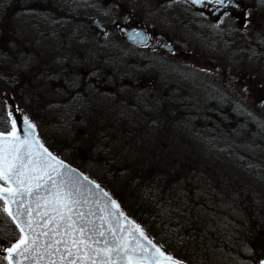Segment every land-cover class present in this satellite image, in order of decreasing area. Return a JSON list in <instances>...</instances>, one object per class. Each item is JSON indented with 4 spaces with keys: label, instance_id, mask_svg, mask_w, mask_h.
<instances>
[{
    "label": "rangeland",
    "instance_id": "374dc122",
    "mask_svg": "<svg viewBox=\"0 0 264 264\" xmlns=\"http://www.w3.org/2000/svg\"><path fill=\"white\" fill-rule=\"evenodd\" d=\"M64 1L24 0L23 3L22 0H0V52L2 48L6 50V78L2 80L0 75V82L7 85V88L14 89V99L31 115L43 138L60 152L78 146L84 157L88 158L94 130L108 125L109 129L106 127V130L113 131H110L112 135L117 136L110 142V149L113 153H119L122 158L132 161L141 159L143 153L152 148L147 147L150 142V145L161 142L169 150H176L180 159L192 157L193 152L195 161L204 168L224 173L241 185L250 186L249 203L254 206L258 225L262 222L264 227V173L258 175L256 171L251 172L243 167L254 164L258 168H264V61H250L249 53L234 54L226 64L227 71L222 72L225 67L221 68L219 64L226 63L225 59L224 63H220V55L223 53L202 48L197 51L200 53L193 54L192 51L190 59L181 61L180 65L184 67L179 70L165 62L167 60L160 52L124 44L119 32L110 26L109 23L112 22L107 18L104 21L110 27L103 36L94 34L87 24L78 27L73 23L72 32L69 33L71 25L66 20V6L62 5ZM96 12L95 9H90L89 15ZM99 39L104 40L105 44L99 45ZM134 57L137 59L130 63L129 60ZM214 64L219 67L215 68ZM196 67L205 76L193 75L192 71ZM60 69L64 73L73 74L80 73L83 69L86 71L85 77L104 76L107 87L114 88V92L90 99L89 105L86 104L88 112L77 116L78 122L74 128L77 136L57 139L49 135V127L52 125L49 111L56 107L59 100L55 75ZM224 73L228 75L227 82L222 79ZM152 78L155 79L152 85H145L140 91L127 83L128 80L147 82ZM209 78L228 85L230 92L222 93L219 89L217 92L225 99L245 105L254 112H262L260 143L239 145L235 143V132H231L227 138H212L208 126L202 129L200 124L208 123V117L199 115L197 111L210 106L212 98L200 97V88L211 90V86L205 83V79ZM166 82L169 83V90L162 98L160 91H163ZM17 83L19 89L16 87ZM212 144L226 154L222 156L218 151L213 152L207 146ZM87 158L81 164L82 171L103 186L113 199H123L115 184L108 183L114 195L106 185H102L106 178L100 165ZM258 159H262L263 164L258 163ZM198 202L204 207L197 216H218V204L213 199L206 197ZM228 218L232 219L221 222L219 216L213 219L225 225L224 231H227L222 240L214 238L206 242L213 254L201 253L197 249L180 250L188 260L182 259L183 257L178 259L190 264L255 263L258 245L254 235L250 236L248 233L244 217L241 213L232 212ZM249 220L252 221L251 218ZM253 230L258 231L256 228ZM260 232L255 234L261 235L264 240V231Z\"/></svg>",
    "mask_w": 264,
    "mask_h": 264
},
{
    "label": "trees",
    "instance_id": "16d2710c",
    "mask_svg": "<svg viewBox=\"0 0 264 264\" xmlns=\"http://www.w3.org/2000/svg\"><path fill=\"white\" fill-rule=\"evenodd\" d=\"M247 43L242 35H235L230 39V46L234 49L235 55L242 54ZM136 59L134 57L129 62ZM55 76L59 100L56 107L49 111L52 123L49 135L57 139L68 138L70 135L77 136L78 133L74 131L78 122L77 116L88 110L86 104L89 105L90 99L97 97L100 88L98 83L91 81L92 76L85 77L77 72L64 73L61 69ZM16 87L19 89V83ZM209 98H212L211 105L202 107L198 112L201 116L208 117L206 120L208 123H201L200 126L202 129L208 126L212 138H227L231 132H235L236 144L251 146L261 142V111L254 112L245 105L225 99L220 94ZM26 113L30 116L28 112ZM106 127L94 130L88 158L84 157L78 146L60 152L43 138L39 130L38 134L55 154L79 169L83 170L81 164L86 162V158L100 165L106 178L105 184L100 183L106 185L108 189L109 184H115L114 186L119 188L124 200H117L116 197L114 199L123 212L134 219L166 251L178 258L188 260L180 250L197 249L201 253L213 254V250L206 242L214 238L218 240L225 238L227 234V231H224L225 225L219 222L232 219L228 217L233 212L242 214L248 233L250 236L254 235L257 241V256L253 264H259L264 259V240L261 235L255 234L264 231V227L262 222L260 224L262 228L258 225L254 206L249 203L250 186L241 185L224 173L204 168L195 161L193 152L192 157L180 159L176 150V152L169 150L161 142L152 145L150 142L147 147L152 148L145 151L144 153H147H143L141 159L132 161L129 158H122L119 153H113L110 149V142L117 136H113L111 133L113 131L106 130ZM207 146L222 156L226 154H223L215 144ZM252 160L256 161L255 158ZM257 162L263 164L262 159H258ZM243 167L251 172L256 171L258 175L264 173V168H258L254 164ZM215 175L218 177L214 178ZM109 191L112 193L110 189ZM206 197L218 204L217 212L221 218L219 222L213 220L215 216L218 217L217 215H211L210 218L197 216L204 207L199 205L198 201L205 200ZM248 218L252 221H248ZM255 228L259 232L254 231Z\"/></svg>",
    "mask_w": 264,
    "mask_h": 264
},
{
    "label": "snow or ice",
    "instance_id": "6c2138e0",
    "mask_svg": "<svg viewBox=\"0 0 264 264\" xmlns=\"http://www.w3.org/2000/svg\"><path fill=\"white\" fill-rule=\"evenodd\" d=\"M191 2L227 6L225 0ZM5 111L0 214L18 230L3 249L6 264H181L129 220L99 184L44 147L27 116L20 128L7 102Z\"/></svg>",
    "mask_w": 264,
    "mask_h": 264
},
{
    "label": "flooded vegetation",
    "instance_id": "af4514ba",
    "mask_svg": "<svg viewBox=\"0 0 264 264\" xmlns=\"http://www.w3.org/2000/svg\"><path fill=\"white\" fill-rule=\"evenodd\" d=\"M22 2L25 3L24 0ZM64 2L62 5L66 6V20L68 21V25H71L68 30L69 33L72 32L73 23L77 24L78 27H83L84 24H87L94 31V34L96 33L101 36L106 34L110 26L116 28L117 31L120 27L129 28L133 31H144L148 36V42L143 46L126 42L121 36L120 31L118 32L124 44L132 48H148L152 52H160V55H163L167 60L165 62L172 64L174 67L179 68V70L184 67L180 64L192 57V51L193 54H198L200 51H197L203 48L210 49L215 53H223L220 55V63H224V59L226 63H224L225 65H219H221V68L222 66L225 67L224 69L222 68V72L227 71L226 64H228V60H232L231 57L234 55V49L230 46V39L235 35H242L245 41L248 42L242 53L251 54L249 56L250 61L263 62L264 0H231V3L225 0L226 7L207 3L204 5H194L188 0H65ZM5 3L7 4L6 1ZM90 9H95L97 12L89 15ZM106 18L112 22L109 23L110 26H107L106 21H104ZM100 25L105 27V32L97 30ZM98 43L99 45L105 44V41L99 39ZM161 44L173 47L166 50L159 46ZM64 45L67 46L68 44ZM5 53V48H2V52H0V75L2 80L6 78H4L6 76ZM214 66L215 68L219 67L215 64ZM192 73L196 77L205 76L201 74L198 67L193 69ZM227 73H224V78H222L225 82L228 80ZM80 74L85 76L86 71L85 74L80 71ZM154 80L153 78L147 82H138V80L132 82L128 80L127 83L134 85L139 89L137 91H140L145 85L151 86ZM91 81L96 84L98 83L100 90L97 95L108 96L114 92V88L107 87L106 77L104 76L92 77ZM121 82L125 83L124 81H119V83ZM205 83L211 86V90H201L200 88V97L204 98L216 95L219 91L222 93L230 92L228 85L220 81H211L209 78V80L205 79ZM6 86L0 82V131L7 130L5 124V102L9 105V97L14 100L17 109L22 110L36 125L31 115L29 116L26 113L27 111L24 109V106H20L16 99H14L12 95L14 89L10 90ZM168 86V82H166L165 87L163 85V91H160L162 98L167 95ZM164 122L166 123V121ZM36 132L38 134L37 125ZM0 204H2V201H0ZM6 219L3 214H0V264H6V261L3 260V256L5 255L3 251L4 247L10 246V243L14 242L18 236V230L15 229V226L10 221L5 223ZM13 233H16V235H13Z\"/></svg>",
    "mask_w": 264,
    "mask_h": 264
},
{
    "label": "water",
    "instance_id": "95a60500",
    "mask_svg": "<svg viewBox=\"0 0 264 264\" xmlns=\"http://www.w3.org/2000/svg\"><path fill=\"white\" fill-rule=\"evenodd\" d=\"M188 1H190L191 2V0H188ZM96 22H98V20H96ZM98 31H100V32H105V27L103 26V25H100L99 27H98V29H97ZM118 31H120V33H121V36L123 37V39L126 41V42H128V43H131V44H134V45H137V46H143V45H145L147 42H148V36H147V34L144 32V31H133V30H131V29H129V28H125V27H120V29L118 30ZM136 33H140L141 34V37L143 38V41L141 40V39H138L137 37H136ZM160 47H162V48H164V49H166V50H168V49H172V47L173 46H168V45H166V44H161V45H159ZM81 72L83 73V74H85V70H81ZM8 104H9V106H11V108H12V110H13V114H14V116H16L17 118H18V127H20V128H23V117L24 116H27L22 110H20L19 109V111H16V109H17V107H16V105H15V103H14V100L11 98V97H9L8 98ZM30 120V119H29ZM31 121V120H30ZM32 122V121H31ZM33 123V122H32ZM37 133V132H36ZM40 139V138H39ZM40 142L43 144V142L40 140ZM44 145V147H46L50 152H52L45 144H43ZM52 154L53 155H55L57 158H59V159H61V160H63L66 164H68L71 168H74V169H76V171L78 172V173H81V174H83L84 176H87L88 178H89V180H91V181H94L95 183H97V184H99L96 180H94V179H91L88 175H86L82 170H80L79 168H77V167H75V166H73L72 164H70L68 161H66V160H64V159H62L61 157H59L58 155H56L55 153H53L52 152ZM100 185V184H99ZM100 187H101V189L103 190V191H105V192H107L108 194H109V196L113 199V197H112V195L103 187V186H101L100 185ZM115 200V199H114ZM120 210H121V208H120ZM122 211V210H121ZM123 212V211H122ZM124 213V212H123ZM125 214V216H127L128 217V219L129 220H131V221H133L134 223H136V224H138L134 219H132L131 217H129L126 213H124ZM146 235H147V233H145ZM148 237H149V235H147ZM152 241H153V243H155L158 247H160L166 254H168V255H171V254H169L167 251H165L160 245H159V243L158 242H156L155 240H153L151 237H149ZM5 255H6V253H5ZM172 257H174L175 259H177V260H179V261H181V264H190V263H188V262H186V261H184V260H182V259H178L176 256H174V255H171ZM262 261H264V259L262 260ZM260 264V263H259Z\"/></svg>",
    "mask_w": 264,
    "mask_h": 264
}]
</instances>
